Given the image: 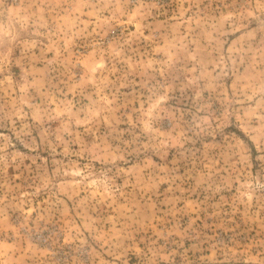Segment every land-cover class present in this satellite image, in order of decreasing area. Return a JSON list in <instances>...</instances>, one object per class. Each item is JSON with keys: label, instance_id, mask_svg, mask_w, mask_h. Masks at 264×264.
Listing matches in <instances>:
<instances>
[{"label": "rangeland", "instance_id": "rangeland-1", "mask_svg": "<svg viewBox=\"0 0 264 264\" xmlns=\"http://www.w3.org/2000/svg\"><path fill=\"white\" fill-rule=\"evenodd\" d=\"M0 264H264V0H0Z\"/></svg>", "mask_w": 264, "mask_h": 264}]
</instances>
